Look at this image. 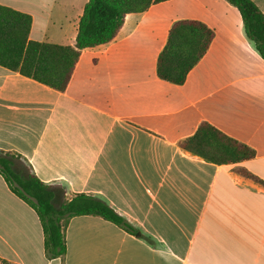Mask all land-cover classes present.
Listing matches in <instances>:
<instances>
[{
	"label": "crops",
	"instance_id": "1",
	"mask_svg": "<svg viewBox=\"0 0 264 264\" xmlns=\"http://www.w3.org/2000/svg\"><path fill=\"white\" fill-rule=\"evenodd\" d=\"M252 1L264 12V0ZM87 2L0 5L32 16L31 40L74 46ZM179 20L216 34L183 85L157 74ZM203 121L255 158L216 165L183 150L179 142ZM0 151L20 155L67 199L104 200L150 240L99 216H74L64 260H50L36 212L0 175L8 264H264V185L234 171L264 182V60L226 0H168L129 14L114 40L82 52L65 91L0 66Z\"/></svg>",
	"mask_w": 264,
	"mask_h": 264
},
{
	"label": "trees",
	"instance_id": "2",
	"mask_svg": "<svg viewBox=\"0 0 264 264\" xmlns=\"http://www.w3.org/2000/svg\"><path fill=\"white\" fill-rule=\"evenodd\" d=\"M165 1L168 0H88L74 46L31 40L32 16L0 5V66L65 91L85 49L114 40L129 14L144 13L154 4ZM226 1L239 11L247 38L264 60V12L252 0ZM215 35L214 29L201 21H176L158 57V77L183 85L208 52ZM179 146L216 165H238L256 156L253 148L207 121H203L192 136L181 140ZM234 171L264 185L243 167H236ZM0 175L9 189L36 212L43 229L46 257L50 260H64L67 252L65 231L74 216H99L132 235L139 232L110 204L92 194L80 193L67 199L59 186L41 181L20 155L0 151ZM140 237L150 243L148 238ZM0 263L8 264L1 258Z\"/></svg>",
	"mask_w": 264,
	"mask_h": 264
},
{
	"label": "water",
	"instance_id": "3",
	"mask_svg": "<svg viewBox=\"0 0 264 264\" xmlns=\"http://www.w3.org/2000/svg\"><path fill=\"white\" fill-rule=\"evenodd\" d=\"M140 235H141V233H140V232H138V233L136 234V236H138V237H139Z\"/></svg>",
	"mask_w": 264,
	"mask_h": 264
},
{
	"label": "rangeland",
	"instance_id": "4",
	"mask_svg": "<svg viewBox=\"0 0 264 264\" xmlns=\"http://www.w3.org/2000/svg\"><path fill=\"white\" fill-rule=\"evenodd\" d=\"M24 165V164H23Z\"/></svg>",
	"mask_w": 264,
	"mask_h": 264
}]
</instances>
